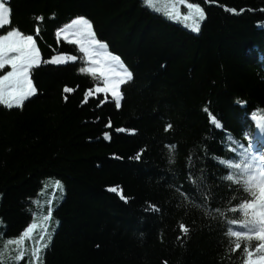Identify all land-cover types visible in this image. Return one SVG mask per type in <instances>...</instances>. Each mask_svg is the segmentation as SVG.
Here are the masks:
<instances>
[{
	"label": "trees",
	"instance_id": "1",
	"mask_svg": "<svg viewBox=\"0 0 264 264\" xmlns=\"http://www.w3.org/2000/svg\"><path fill=\"white\" fill-rule=\"evenodd\" d=\"M188 1L205 11L199 32L144 0H10L0 34L33 35L42 63L36 95L0 104L2 237L21 236L39 208L58 222L44 264H244L259 241L235 250L228 229L243 230L230 221L244 219L239 204L252 197L224 179L239 172L220 161L241 163L233 149L249 140L260 155L264 0ZM79 16L132 71L118 108L80 59L43 63L78 52L56 33ZM200 175L206 196L193 183ZM49 178L63 181L59 200L55 185L41 193Z\"/></svg>",
	"mask_w": 264,
	"mask_h": 264
},
{
	"label": "snow or ice",
	"instance_id": "2",
	"mask_svg": "<svg viewBox=\"0 0 264 264\" xmlns=\"http://www.w3.org/2000/svg\"><path fill=\"white\" fill-rule=\"evenodd\" d=\"M145 2L151 5L153 0H145ZM9 3L10 0H0V28L11 24ZM179 6H186L188 12L181 14ZM231 11L235 12L236 10L231 9ZM167 15L174 20L190 21L193 30L196 32L200 31V22L205 19L204 9L199 4L190 3L188 0H172ZM39 19L43 20L44 18L41 16ZM36 31L39 32V28ZM56 35L57 37L63 35L65 40L79 46V51L83 53V60L86 64L79 71L89 73L98 81H102L103 86L98 84L95 91L97 93H111L118 108L122 96L121 85L132 78V73L123 64L120 56L109 52L107 44L97 38L92 22L84 16L76 17L60 28ZM77 59L78 57L74 55L60 54L52 56L50 60L43 61V63L61 65ZM41 63V51L33 35L25 34L17 28H11L6 33L0 34V104L8 108L20 107L29 97L36 95L37 88L34 85L32 73ZM66 91H71V89H66ZM89 91L91 92V90ZM258 119V127L264 130V117ZM212 120L214 123L216 122L215 117H212ZM171 127L172 125L168 124L165 130L167 131ZM117 131L124 130L117 129ZM229 138L231 139V137ZM251 143V140H249V147L245 148L243 144H238V148L233 149V151L243 149L240 151V156L243 157L241 163L230 164L227 160H221L220 163L238 170L239 175L233 173L225 176L224 179L235 181L238 184L242 183L245 186L244 190L250 193L252 197L251 200H244L239 204L244 219L239 222L236 220L230 221L232 225L239 223L243 230L233 231L229 228L228 234L235 238V250L241 248V240L259 241L254 251L248 247L244 249L246 255L244 264H264V156L257 155L253 151ZM172 149H175V145H172ZM137 158L139 159V157ZM173 162L174 155H170L169 164ZM56 183L59 186V181ZM193 183L202 196L207 195L203 175L196 177ZM236 210V208L231 209V211ZM216 211L219 212L220 209H216ZM50 217L51 210H49V216L45 219H50ZM36 227L37 225L33 223L23 232L21 237L8 241L9 244L18 246L17 254L8 256L5 247L0 249V260L5 262L8 260H22L28 251L23 247V242L25 239L33 238L32 233ZM184 231H187V229L185 228ZM46 235L47 231L45 229L36 246L31 249L30 256L36 261H39L41 251L47 247V243L44 242ZM30 264H32L31 259Z\"/></svg>",
	"mask_w": 264,
	"mask_h": 264
},
{
	"label": "rangeland",
	"instance_id": "3",
	"mask_svg": "<svg viewBox=\"0 0 264 264\" xmlns=\"http://www.w3.org/2000/svg\"><path fill=\"white\" fill-rule=\"evenodd\" d=\"M145 2V0H144ZM190 3H194V4H199V3H196V2H191V1H188ZM146 3V2H145ZM171 3H172V0H153V3L151 5H149L148 3H146L147 5H149L151 8H153L154 10H157V11H160L162 13H164L167 17H169L167 15V12L170 10V6H171ZM200 5V4H199ZM9 6V5H8ZM201 6V5H200ZM180 7V12L181 14H186L188 12V9L186 8V6H179ZM202 7V6H201ZM170 18V17H169ZM172 21H175V22H179L181 24H183L185 27H187L188 29L193 30L192 26H191V22L190 21H184L182 19H179V20H174L172 18H170ZM203 21V20H202ZM202 21L200 22V26H201V23ZM71 22V21H70ZM69 22V23H70ZM68 24V23H67ZM196 32V31H194ZM62 39H64L63 35L60 36ZM59 37V38H60ZM78 46V45H77ZM60 54H66V55H74V56H77L78 59L77 60H81L84 64L83 67L86 66L84 60H83V53H81L79 51V46H78V52L76 53H57L55 55H60ZM54 56V55H53ZM51 59V58H50ZM49 59V60H50ZM76 60V61H77ZM121 61L123 62V60L121 59ZM69 62H75V61H69ZM123 64L128 68V66L123 62ZM129 69V68H128ZM129 71H131L129 69ZM132 73V71H131ZM129 81V80H126L125 83ZM101 83H97L96 84V87L97 85L99 84L100 86H103L102 84V81H99ZM124 84V83H123ZM122 84V85H123ZM121 85V86H122ZM120 91H121V88H120ZM105 94V93H103ZM108 94L111 95V93H107L105 94V97L108 96ZM121 99H122V96H121ZM121 103V101H120ZM255 122L257 124V127H258V124H259V119L256 118L255 119ZM258 129L260 130L259 132V138H260V144L262 143L263 139H262V132H261V128L258 127ZM260 156H264V148L261 144L260 146ZM57 181H59V186H57ZM50 185H55L56 186V193L54 194V199L56 200H59L61 198V194L63 193L64 191V184H63V181L60 180V179H56V178H49L48 181L45 183L44 185V189L41 191V193H44L45 189L47 187H49ZM38 198H37V203H38ZM49 215H46L45 213H43L42 211L39 210V208H37V210L34 212V219L33 221L31 222V224L29 226H31L33 223H35L37 225V227L34 229L33 233H32V237L31 239H25L24 242H23V247L28 250L26 252L25 255H28L26 261H23L22 263H18L16 261H11V260H8L7 262L5 261H2L3 264H30V259L32 260V264H44V250L46 248H44L41 253H40V259L39 261H36L34 260L33 258H31L30 256V252H31V249L36 246L37 244V241H39L40 239V234H42V232L46 229L47 231V235L45 236V241L47 243V246L49 245L50 241H51V238H52V233L54 232L56 226H57V220L53 219L52 217H50V219H45L46 217H48ZM3 225V221L0 219V249H4L5 247L7 248V253H8V256H15L17 254V250H18V246L15 245V244H9L8 241L10 240H15V239H18L19 237L21 236H18V237H15V238H6V237H2V234H1V231H2V228L1 226ZM28 226V227H29ZM27 227V228H28Z\"/></svg>",
	"mask_w": 264,
	"mask_h": 264
}]
</instances>
